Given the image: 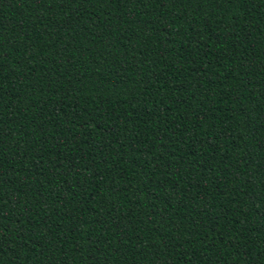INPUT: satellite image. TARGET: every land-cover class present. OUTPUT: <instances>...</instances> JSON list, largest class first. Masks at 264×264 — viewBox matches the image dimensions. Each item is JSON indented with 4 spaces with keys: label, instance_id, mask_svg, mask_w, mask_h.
I'll use <instances>...</instances> for the list:
<instances>
[{
    "label": "trees",
    "instance_id": "1",
    "mask_svg": "<svg viewBox=\"0 0 264 264\" xmlns=\"http://www.w3.org/2000/svg\"><path fill=\"white\" fill-rule=\"evenodd\" d=\"M0 264H264V0H0Z\"/></svg>",
    "mask_w": 264,
    "mask_h": 264
}]
</instances>
